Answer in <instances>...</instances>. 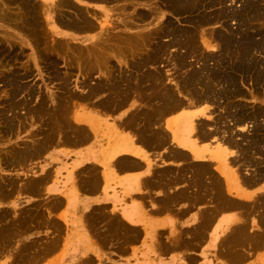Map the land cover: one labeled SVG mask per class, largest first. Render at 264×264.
<instances>
[{
  "label": "bare ground",
  "instance_id": "bare-ground-1",
  "mask_svg": "<svg viewBox=\"0 0 264 264\" xmlns=\"http://www.w3.org/2000/svg\"><path fill=\"white\" fill-rule=\"evenodd\" d=\"M11 1L15 2V0H11ZM17 1L18 0H16V2ZM33 1L34 0H26V1L23 0L22 2H26V4L24 3L26 6L20 7L21 9H18L19 10L18 12L16 10L15 12L14 10L9 9L6 6L0 8V20H1L0 22H3L4 23L3 25L7 28L6 31L4 30V33H3V36L5 37L3 39L5 40V47L0 42V60L2 61V63L5 61L6 63H8V65H10L9 63L11 62L13 63L14 60H15V63L19 62L21 57L24 56L23 47L24 46L32 47V45L34 44L37 49L38 54L37 55L34 54L35 57L32 59L34 60V63L36 66L39 63V61L37 62L36 59L39 58L41 59V61H44V63L45 62L50 63L51 64L50 69H52L53 63L56 62V59L54 58L57 55H60V54L63 55V53H66L67 55L70 53L74 56V59L75 58L77 59L76 61H78L80 64H81V61H87L88 63L86 65L87 66L86 68L88 70L84 68V66L81 64L80 67H83L84 70L86 69L85 70L86 72L83 69H80V73L83 72L84 74L83 73L80 74L82 78L80 77L81 80L80 81L78 80L79 82L77 83L75 82L76 85L74 86V88H72L70 85V79L68 78L70 76H68L69 75L68 74L67 75L68 77L67 76L63 77L64 78L63 85H62L63 87L61 88L63 91V93H61L62 96L59 97V95L57 96V95L52 94L50 96L51 103H48L47 102L48 100L45 102H40L41 104H40L39 111L42 110L43 112V110L46 109L47 110L46 112L50 111V113H48L50 117L55 116L54 117L55 123L49 122V125H48L49 135H44V129H43L42 132L44 136L40 137L36 133V135L33 136L31 140H28V141L26 140L25 143L22 144L23 146L20 145V146H17L16 148L14 147V145L13 147L11 146L12 148L9 146L11 150L8 149L7 152H4L5 159L0 158L1 168L3 169L2 166L4 165L10 167L13 164L15 165L18 164L24 167V165L31 162L29 160L42 157L49 149L54 148V147L61 148V147L66 146L65 148L73 147V148L79 149L83 145H88L92 143L94 147H91L89 150L82 152L79 155L76 154L75 157L70 156V158H75L73 163H74V169L78 168L75 174L76 178L79 179L78 181H82V182L97 181V174L98 175L101 174L100 169H98L96 165L94 168V166L90 164L93 167L92 168L88 164H85L86 160H89L92 158L97 159L99 157L98 161L100 162V165H102V168L105 171L104 174H102V176L106 175L105 177H109L113 175L111 173H114V169L115 170L121 169V170H126V171L127 170L136 171L135 169H137L139 171L140 168L144 167L143 166L144 164L147 167V169L150 171V174L148 176L149 178L146 177V180L144 178L143 180H141V185L143 184L142 181L144 182V184L150 183V181H152V177L156 175L158 177L160 176L169 177L170 176L171 181H172L171 183L178 184L180 187L179 190L183 189L181 191V195H184V196L182 197H185V198L188 197L191 199L194 198V200L196 199L198 201L199 200L198 195L202 194L203 197L205 198L203 199L206 202L210 201V202L215 203V205L212 203L213 209L211 210H210V207L207 206L209 208V211L206 209V206H205V211L207 210L206 213L205 214L203 213L202 216L201 215L199 216V220L196 224V227L195 226L192 227V231L188 232L189 236L192 235L190 236V239H192L193 237V238H198V239L203 240L208 233L207 230L209 229L210 226H212L215 218L220 213V211L222 212L224 210L230 211V209L235 210L234 208H238L239 210V208H243L241 209L242 212L243 210L247 209L246 210L247 212H243V213H250V212L259 213V214L263 213L261 216L263 225L260 223L261 228L263 229L258 230V231L256 230L255 232L254 231L250 232L248 230V225L246 222L242 221V223H240L239 220L234 217V215L227 216L221 220V222L219 223L220 227L218 228L217 231H215L218 234V236H216V239H217L218 244L220 245L219 248L221 249V251L233 249V252H235L240 249L239 246H242V247L246 246L247 247L246 249L248 250L249 244H252L254 246V244H258L264 241V188H262L263 191L259 192L257 196H254L255 192H252L249 195H247L248 192H246L243 189V187H258L261 184L260 178L264 177V176L260 178L256 177L258 174L256 173L257 175L255 176V174L253 173L252 175L250 174L251 170H249V168L250 169L254 168V167L253 168L251 167L255 166L256 162H257V165H259L260 163H264V109H262L261 106L256 107V108L251 107L252 109H249L250 107L247 108L248 107L247 105L243 103H239L237 100H235L238 98L244 99L245 97H248L250 94H253V92H254V96H255V92L258 93L257 95L264 96V27L262 25L258 26V23H260L261 21L264 22V9H262V7L264 6H261V4L264 3V0H246L244 3V6H242V8L244 9L243 12H240L239 10L237 12H231L230 10H228L230 9L228 7L229 5L228 1H231V0H165L166 2L170 1L172 3L170 6H168L169 3L166 4V7L167 8L170 7L169 8L170 10L175 8L174 10L176 11L178 10L181 12L182 11L183 12L193 11V10H199L200 8L205 9V5H212L210 6L211 9L215 8V6L217 7L220 6V10H218L217 7H216V10H218V12L219 11L222 12V14L220 13L219 15L214 14L216 15L214 17L211 15L210 18H208V16L207 18L205 17L203 18V15L202 17L200 15V18L197 16L199 18L197 23H199L202 26H206L207 24L209 25L212 23H221L219 29L215 28L213 32H210L211 34H213L212 36L216 38L215 40H217V36H218L219 42H217L218 43L217 53H219L220 55L218 56L213 53L212 54L209 53V55H204L202 53L205 59H203V57L200 59L205 60L206 62L204 61L205 62L204 64L201 63L203 64L201 65L202 66L201 68L197 67L195 69L192 66L193 69L188 70L187 76H183V75H182L183 77L181 76L182 77L181 81H183L181 82L182 86L180 87L179 86L180 84L177 82L179 85L178 84H176V86L174 85L175 86L174 88L170 86H172L176 82L172 83V85L165 82L166 80H169V82L170 81L172 82V80H170V77L172 76V74L167 75L168 71L164 70V72L166 71L165 72L166 74L164 73L162 75V72L158 71L155 66L157 65L158 60L159 61L162 60L161 57H164V56L165 57L168 56L166 58L169 60L168 63H170L171 66L173 65V67H176L177 70L179 69L182 70L183 67L188 66L189 64L188 58L194 55L193 52L195 51L198 45L197 44L198 39L197 40L195 39L196 33L194 31H191L193 33L192 34L190 33V35H188L185 38V37H181V35H179V33H177L175 29L173 31V28H170L171 29L170 30L169 29L170 24L168 21L162 22L160 20L162 24L160 25L153 24L155 25L153 27L151 23L152 22L157 23L155 21H157L159 18V17L157 18V16L155 15L156 16L155 19L157 20L155 21L150 20L151 22H149L147 26L146 24H144L145 25L144 31H140L142 29L139 28L138 32H132V31L129 32L128 30L133 29V28L131 29V27H139L138 23L141 22L142 20L144 19L149 20L150 18H153V16H151L152 12L149 13V11L148 13L147 11L144 13L143 12L136 13L137 11L136 10L135 12H133L135 13L133 15L135 18L130 17L129 14H127L126 15L127 17H125V13H121V12L118 14V15L121 14L120 17L116 16L117 14L115 15V13H111V11H113L114 8H116L117 10L118 8H120L122 9V11L129 10L130 9L129 7H132L130 6L131 4H129V3H132V0H85L87 2L92 1V3L95 2V3L103 4V7H100L99 10H94V11L90 10L92 13L88 11L89 8L84 10L82 9V7L78 5L77 7L75 5L70 4L68 0L67 1L66 0H53L50 3L45 4L43 8L37 7L36 3L35 5L32 4ZM135 1L137 2L138 0H135ZM150 1H153V0H150ZM205 1H208V3L205 4L204 3ZM242 2H244V0ZM0 3L4 4L5 2L0 0ZM121 3H123L124 6H120L119 4ZM147 3H149L148 0H147ZM7 5L10 6L9 4ZM157 5H160V4H157ZM63 6H65L66 8L69 6L70 10L72 8L74 10L73 15L75 16H62L61 14L62 11L59 9L63 8ZM69 7L67 8V11ZM111 7L113 9H109L110 12L108 13V8H111ZM148 7L146 8L145 6L146 9H148ZM58 10L61 11V13ZM216 10H215V13H216ZM40 11H42L41 14H43L42 17L45 19L44 20L45 23H43V21H41L40 19L41 18L39 16ZM142 11H145V10L142 9ZM202 11L203 10H201V12ZM212 11H214V9ZM181 12L180 14H182ZM204 12H207V11L204 10ZM194 13H197V12L195 11ZM211 13H214V12H211ZM229 15L232 16L233 20L237 22L238 29L236 30L238 31L233 30L230 26H228L227 23L224 22V20H222V19H226L227 16ZM160 16H163V15H160ZM195 19L197 20L196 17ZM136 21L138 23H136ZM263 22L262 24L264 25ZM174 24L175 23L171 22V25H174ZM144 25L142 27H144ZM194 25L195 24L193 23L192 26ZM4 26L1 25L2 31L5 28ZM10 29L12 32L10 31ZM63 29L67 30L69 33H67L66 31L63 32ZM16 31L19 34H23L24 36L26 35L27 40L26 41L23 40L21 36L16 33ZM166 36H170L171 38L169 40L165 39L164 41H162V38ZM203 38L204 40H203L202 45H204V47L206 48H210L211 45L207 41H205V37ZM56 39L58 41H56ZM75 41L81 42L82 47H77L76 44L72 43ZM215 44L212 43V45L214 46ZM4 48L5 50H3ZM173 48H180L179 50L184 49V53H180L182 52L180 51L179 53L176 52L177 54L176 53L173 54V52H171ZM6 52H9V53L6 55L5 54ZM66 58L65 60H67ZM74 59H72L71 62ZM200 59H198V61ZM213 60H215L216 66L213 64L214 67L210 68L207 62H210ZM30 61L32 62V60ZM115 61H117L118 64H122L123 66L121 67H123V69L125 68L124 65L126 66L127 69L125 68L124 71H121L123 69L119 70L118 68L117 70V67L115 66L116 65ZM67 62L65 63L68 64L69 62L68 63ZM73 64L75 65V63ZM70 65H72V63ZM76 65H77V62H76ZM189 67H190V64H189ZM13 68L11 70H2V71L0 70V80H3L4 82L3 84L5 87H9V89L11 88L13 90V91L11 90L12 91L11 98H15L14 96H17L20 92H23L22 91L23 86L21 82L19 81L21 79V75L18 73V68L17 69H13ZM75 68H78V67H75ZM135 68L137 70L140 69L142 71L139 70L137 74V71H135ZM28 69L30 68H27L26 72H30V70ZM173 69L175 70V68ZM94 75H96V78H93ZM178 80H180V77ZM247 81L251 82L252 84L251 85L252 92L250 94L249 93L247 94V92L242 87ZM144 92L147 96V99L152 98L154 94L153 97H155L156 101H158V104L156 106V109H154V107L150 108V111L148 109L150 113L145 111L147 112V114H149L150 117L148 119H145L144 117L143 119L144 122H141L137 120V115L142 111V108L139 107L140 105L136 107L137 106L136 102L137 100L143 101L142 98H144L145 95L143 96L142 93ZM250 98L252 99V96ZM151 100L152 99L146 100L145 105H147V101L150 103ZM222 100L226 103V104L223 103L224 104L223 106L226 105L225 107L229 109L227 111L226 110L227 108H226L225 110L227 113L225 115L220 116L222 119L224 118V120L225 119L227 120L226 121L227 124L225 123V126L219 125V122L222 121V119H220V117L218 119V115H217V119L214 116L212 118H208V117L206 119L204 118L205 113H208L207 115H209L210 113L209 111L212 110V109H209L208 106L204 107L202 110H199L201 107L199 108L197 106V105L199 106L207 105L209 102L213 103L214 101H216L217 106L221 108L222 104L221 105L219 104L220 105L219 106L218 102L221 103ZM129 101L131 102V104L128 103ZM154 102H151V103L153 104ZM71 103L73 104L74 111L73 109L72 111L74 115L72 116V119H70L69 121L68 119H65L68 116L64 117L63 115H65L66 113L70 114L71 105L69 104ZM17 104L15 105L13 104L14 106L11 107V110H17L19 108ZM127 104L131 105L128 107L129 108L131 107L133 109L132 110L130 109V111H128L125 114V116L122 115L120 119H114L115 121L113 124L106 123L105 124L106 128L103 129L102 132L100 131L101 133L106 132L105 134L109 136V137H106V140L99 139L102 137V136L101 137L99 136L101 133H99L98 135L96 132L98 127L100 126V123L103 121H100L101 119H99L97 115H93L94 113L93 114L88 113L89 111L88 112L87 110L83 111L84 109L81 108V106L83 105H86V107L90 105V106L96 107L102 113L103 112L110 113V112H115L116 110H118L119 108L123 106L126 107L125 110H128L129 108L126 106ZM158 105L160 107L157 110ZM21 106L27 107L26 102H24V104H22ZM90 106L88 107L89 109L91 108ZM134 106L136 108H134ZM192 106L198 107L196 111H198L199 113L194 114V113L186 112V109L187 108L190 109L189 107H192ZM59 107H60V110L62 107L63 109L60 111L58 110ZM143 107L145 108V106ZM152 109H154V112L151 111ZM214 110L215 109L213 107L212 111L214 112ZM35 111L39 112L38 109L33 106L30 108L29 114L31 115ZM46 112H43V113L46 114ZM60 112H62V117H64L63 119H61V122H59V120L56 118L57 114ZM223 112L225 111L223 110ZM163 113H165V115L170 114L169 116L170 118L168 117L169 119L167 122H166L167 118H164L167 116H164ZM103 114L102 116H104ZM156 114H163L164 116L163 119H166L164 120L166 124L163 123L164 127L159 126V125L157 126V124H160L162 122L158 123L159 119L157 118H160L161 115L157 117ZM105 115L108 116L110 114L107 115L105 113ZM18 117L19 116L17 115L16 117L12 115L11 117L7 116L4 118L5 120L4 127H5L6 132L14 134L15 131H18V127H17L18 122H16V125H15V120H14V119H17ZM19 119H21V117H19ZM160 119L162 120V118ZM51 120L52 119H50V121ZM66 120H68L69 122L75 121L76 125L74 126H76V128L71 129L73 123L70 124L68 121H67L68 123H66ZM211 123L212 124L214 123L215 126L214 125L212 126ZM208 125L209 126L211 125L212 127L209 128L207 127ZM23 127H25V125ZM64 127L65 129L62 130V128ZM222 127H225V128L223 129ZM9 133L7 135H9ZM33 134L34 133L30 135H33ZM20 142H23V141L21 140ZM140 145L141 147L143 145H144L143 147H150L158 152L157 163L154 162V160L152 161L150 159L153 156L146 154L145 151L139 150L138 147ZM229 148L235 149V155H234V152H228L227 149ZM91 149H94V151L91 152ZM154 150H152V153ZM250 150L252 152L251 155L249 154ZM147 151H149V148ZM257 152L261 154V157H259ZM65 153L68 154L70 152L65 151ZM246 156L251 157V161L253 160L255 162L254 163L252 161L255 165H252L249 168L247 167L248 168L247 171H249V174L244 171L243 173H240V172L238 173L237 170L231 169L233 167L232 166L233 164L231 165L232 166L231 167L230 164L228 163L229 160L231 162V159H233L232 160L234 161L233 163L237 164L239 161H241V159H243V162H244V157ZM236 158L240 160L237 162L238 159ZM256 159L259 161H256ZM246 162L247 161H245L244 164H246ZM241 163L240 165L243 166ZM169 164L170 166L172 165L173 167H178V170H175L174 168H173L174 170H171V169L169 170V168H167L169 166H166ZM260 165L259 167L262 168V166ZM256 168H258V166ZM263 169L262 171H264ZM241 170H244V169L241 167ZM106 172H109V173H106ZM252 172L254 171H251V173ZM46 173L47 172H45L44 175L38 174L37 176L27 177L26 180H22L20 188H18L19 186L18 183L20 182L21 178L14 179L12 177L6 178L5 176H3L5 179L3 178L0 180V201L1 200L7 201L11 197H13L16 188H18V190L21 193L22 192L26 193L27 191L33 196H38V194H41L42 191L44 192L47 190L46 187L49 184V182L46 185V187H44L46 188V190L43 189L45 182L48 180V175ZM121 173L122 172H120L119 174ZM119 174L117 175L120 176ZM124 174L125 173L121 175H124ZM261 175H264V174L261 173ZM258 176H260V174ZM158 177H157V180H158ZM187 178L189 179L188 182L189 183L191 182V183L189 184L188 182H186L189 185L187 184L184 185L185 182H182L183 184V187H182V185H180L179 182ZM155 181H156V178H155ZM158 182L156 181V184H158ZM75 183L78 184L77 182ZM95 184L99 186L97 182ZM172 184L170 185L172 186ZM80 185L82 186V184ZM261 185L259 186V188H257L258 190L261 189ZM187 186H189V190L194 191L195 195L196 194L197 195L192 197L193 192L191 191L188 192L186 190ZM76 187L78 188L80 186H76ZM83 188H85V186ZM93 188L94 190L96 189V187H93ZM160 188L162 189V187ZM166 189L167 187L165 188V190L164 189L163 190L166 191ZM175 190L176 189L173 188L172 191L175 192ZM99 192L100 191H98L97 195H99ZM88 193H89V190H88ZM171 195H168V197ZM232 195L234 196V199H231L233 198ZM148 197H150V194ZM162 197L163 196H161V198ZM165 198L167 199V197ZM246 198H249V199L247 200ZM96 207L98 209L99 206H96ZM96 207L95 208L93 207L94 209L93 208L92 209L95 211ZM103 207L102 208L100 207V209L101 210L104 209ZM7 209H2V211L0 212V218L5 217L3 220H0V222L4 221L0 225V243L2 242L1 240H5V242L3 243L4 244L6 243V245L9 241L11 242L13 238L16 239V237H18L20 234H23L21 230L22 231L25 230L26 232L28 231V233H30L31 229H33L31 227L32 226L31 221H34V219H36V220H39V223H40V219H37V218H40L43 215V214L40 215V213H43V208H42V205L40 204V201L39 203H33L30 206L25 205L22 208H20L21 214L18 213L20 215L18 216L17 219L15 217L18 214L15 216L14 215L15 213L14 214L13 212L9 213L10 209L9 210ZM108 211H113V210H108ZM101 213L104 214L103 211ZM108 213H106L105 215L108 216L109 215ZM102 214H99V218H100V215L101 217H103ZM114 214H112L113 216L111 217L113 219L109 218L110 215L109 217L104 216L105 219L100 218L102 219V221H105L107 223V224L105 223L106 225H108L105 229H103L102 232H100L105 239L114 240V238L119 237L120 240L122 239L121 243L124 244V242L125 243L128 242L126 241L127 239L131 238V239L136 240L140 233L144 234L143 232H145L146 235L148 236L149 233L147 230H149V226H147L146 224L145 226H143L144 230L143 228L140 227V229L143 230V231L141 230L142 232H140V230L137 227H133L130 225L129 226L132 228L126 226L125 229L122 230L118 226V223H119L118 221H121V217H120V220H117L118 218H116L120 213L118 214L116 212L117 214V216L115 214L116 217L114 216ZM124 214H125L124 216H126V218L131 223L137 222L134 220L133 213H124ZM13 215L15 217H13ZM11 218H13V220ZM107 218L109 220H107ZM235 220L239 222V225L235 224L237 221L234 223L235 225H233V221ZM261 220L259 221L261 222ZM25 222L29 223L31 226L30 225L25 226L24 225ZM42 222L43 220L41 221V223ZM121 224H120L121 226L124 225L123 223ZM36 225H39V224H36ZM89 237H92L94 239L96 238L94 236H89ZM159 237L161 236L159 235ZM35 238L30 239L27 242V244H25L26 247L23 245L24 246L23 256H25V258H27V256L29 255L30 258L32 259V256H33L32 254H34V249L36 246L34 244V242H36ZM180 239L181 238L178 239L174 236V238L172 239L173 240L172 242H167L170 245L163 244L161 242L159 244L157 243H154V244L155 245L157 244L158 248L163 247L166 250H169L172 248H181L184 245L183 243L181 244ZM19 240L21 239L19 238ZM120 240L118 242H120ZM93 241H96V239ZM3 243H2V246L4 247ZM14 243H17V242H14ZM19 243L17 244L19 245ZM157 245L155 247H157ZM187 245H188V242L186 241L185 246ZM2 246L0 245V247ZM237 247L239 248L238 250L235 249ZM18 254L20 255L19 252ZM242 256L245 257L244 254L241 255V257ZM91 259H92V256H91ZM23 260H26V262L28 263L27 259H23ZM85 260L83 259L84 262Z\"/></svg>",
  "mask_w": 264,
  "mask_h": 264
},
{
  "label": "crops",
  "instance_id": "crops-1",
  "mask_svg": "<svg viewBox=\"0 0 264 264\" xmlns=\"http://www.w3.org/2000/svg\"><path fill=\"white\" fill-rule=\"evenodd\" d=\"M143 146L141 147L140 145L138 147L139 150L145 151L146 154L153 156L152 157L153 159L152 158L150 159L152 161L154 160V162L157 163L158 152L150 147H143ZM65 147L53 149L45 156L44 159L37 161L36 163L32 164L29 167L32 168L31 170H33V168L37 169V174L39 175L40 174L44 175L45 172H47L46 174L48 175V180L46 181L47 183L45 182L43 186L44 190H46L47 188L46 191L44 192L42 191L41 194H38V196H32L31 194L28 195L27 197H25V195L23 196L25 202H27L26 203L27 205L30 206L31 204L39 203L40 201V204L44 208L43 213H40V215L41 214L43 215L40 218H37L40 219V223L39 220L34 219V221H31L32 226L26 222L24 224L25 226L30 225L33 228L31 229L32 231L30 232L31 234L28 235H36L37 243L34 242V244L37 247L34 250L38 249L39 253L37 254V256L34 255L32 259L30 258L29 255L27 256V258H22L21 261H19L20 263L14 258V255L10 253L9 256H7L6 258L3 259L0 258V264H12V263L14 264H152L155 261L157 262V260L158 261L162 260L160 264L227 263L226 258H223L218 254L219 252L218 249L220 245L216 240L215 242L213 241L214 242L213 243L209 236L207 237V239L200 242V244H198V242L195 241L191 242L192 246L194 247L192 248L189 247L188 249H184V250L165 251L161 248H158L157 244H156L157 247H155L156 245L154 243H156V240H158L159 233H161L162 231L170 232L171 228L177 230L192 228L196 224V220L200 216V213H206L205 206L207 208V203H205L206 201L204 200L205 198L203 197L202 194L198 195L199 197L198 201L196 199L194 200V198L191 199L188 197L186 198L182 197L184 196L181 195V191L183 189L179 190L180 187L178 184H174V183L172 184L170 176L158 177L156 175L158 177L159 182L157 180V177L156 176L154 177L156 178L158 184H156L155 178L152 177V181H150V183L144 184V182L142 181L144 185L143 184L141 185V180H143V178L146 180V177L149 178L148 176L150 174V171L147 169V167L144 164H143L144 167L142 166L143 168H140L139 171L135 169L136 171L127 170L128 171L127 172L126 170L114 169V173H111L113 175L109 177H105L106 175L102 176V174H104L105 171L103 170L102 165H100V162L98 161L99 157L97 159L92 158L86 160L85 162V164H88L90 167L94 166L95 168L96 165V167L100 169L101 174L100 175L97 174V181H91V182L78 181L79 179L76 178L75 176L78 168L74 169V163H73L75 158L70 159V156L75 157L76 154L79 155L80 153L89 150L91 147H94V145L90 143L88 144L87 147L84 146L79 149L73 147H69V148H65ZM148 148L149 151H147ZM151 149L154 150L153 153ZM65 151L70 153L66 154ZM93 151L94 149H91V152ZM166 166H169L167 167L169 168V170L170 169L178 170V167H173L172 165L170 166V164ZM120 172H122L121 174L123 173L125 174L121 175L119 174ZM117 174H119L120 176H118ZM188 181L189 179L187 178L183 181H180L179 184L182 185L183 187L182 182H185L184 185L185 184L189 185L191 182L189 183ZM75 182H77L79 185L76 184ZM96 182L98 183L99 186L95 184ZM186 182H188L189 184ZM80 184H82V186ZM170 184H172V186ZM76 186H80V187L77 188ZM84 186L85 188H83ZM93 187H96V189L94 190ZM160 187H162V189ZM166 187L167 189L166 191H164ZM79 188L80 189L82 188L81 189L82 191ZM173 188L176 189L175 192L172 191ZM186 188L188 192L189 191L193 192L192 197L197 195V194L195 195L194 191L189 190V186H187ZM98 191H100L99 192L100 196L97 195ZM149 194L150 197H148ZM168 195H171L172 197L171 196L168 197ZM161 196L163 197L161 198ZM165 197H167V199ZM75 200L77 203L75 202ZM102 205L105 206L103 207ZM96 206H99L98 209ZM93 207L94 208L96 207L97 212L96 210L95 211L93 210L94 209ZM100 207L101 208L103 207L104 209L101 210ZM100 210L101 212L103 211L104 214H102ZM108 210H113L115 214L117 212L118 214L120 213L121 215L119 214L117 216L116 214L117 216L116 217L113 211H108ZM105 212L108 213L110 217L108 214H107L108 216H106ZM236 212L237 211H225L223 213H231L234 215ZM124 213H133L134 220L137 222L131 223L126 218V216H124L125 215ZM99 214H102L103 217H101L100 215V218L103 219H105V217H109L110 219H113L111 218L113 216L112 214H114V216L118 218L117 220H120L121 217V221L118 222L119 223L121 222L124 225L126 224L125 226L123 225L124 226L123 227L121 226L122 225L121 223H120L121 225L118 223V226L122 230L125 229L126 226L128 227L133 226V227H137L140 230V232H142L144 230L143 226H145L146 224L147 226H149V230H147L149 234L147 236L146 233L143 232L144 233L143 235L146 236L143 238L142 236L139 237L140 240L139 242L135 243L132 247L127 248L126 244L122 245L121 243L122 239L120 240L119 237L114 238L113 241H110L102 236L100 232H102L103 229H105L108 225H106L107 223L105 221H102V219L99 218ZM48 215L50 218L48 217ZM91 216L93 217L94 220L92 219ZM42 220L44 223L43 222L41 223ZM107 220L109 219L107 218ZM216 223L213 225L214 227L216 226ZM140 227L143 228V230L140 229ZM214 227L210 230V232H212ZM98 228L99 229L101 228L100 231ZM258 228L259 227H254L255 230H257ZM96 234H98L99 237ZM25 235L27 236V234ZM140 235L142 234L140 233ZM89 236L96 237L95 238L96 241H93L95 239ZM144 239L147 242L143 243ZM119 240L120 242H118ZM120 245H122L123 247H121ZM153 246L155 249L153 248ZM12 249H15L14 245ZM23 259H27L28 263L26 262V260ZM83 259L84 260L87 259V260H85L84 262ZM263 260H264V250L254 253L252 257L248 256V258L241 263H235V264H264Z\"/></svg>",
  "mask_w": 264,
  "mask_h": 264
},
{
  "label": "rangeland",
  "instance_id": "rangeland-1",
  "mask_svg": "<svg viewBox=\"0 0 264 264\" xmlns=\"http://www.w3.org/2000/svg\"><path fill=\"white\" fill-rule=\"evenodd\" d=\"M3 2H5V3H7V4H9L10 6H8L7 4H3V3H0V8H2V7H4V6H6V7H8L9 9H11V10H16L17 12L19 11L18 9H21L20 7H24V6H26L25 4H26V2H22V1H20V0H18L17 2H16V0H15V2L13 1H11V0H9V2H8V0H2ZM26 1V0H25ZM51 1H53V0H34L33 2H32V4H34L35 5V3H36V5H37V7H41V8H43V6L45 5V4H48V3H50ZM67 1V0H66ZM146 1V2H145ZM141 0V1H135V0H132V3H129V4H131L130 6H132V7H129L128 9L129 10H125V11H122V9H120V8H118V10L116 9V8H114V10L113 11H111V13H115V15L116 16H118V17H120L121 16V14L120 15H118L120 12L121 13H125V17H127L126 15L127 14H129V16L130 17H134L133 15L135 14V13H133V12H135L136 10V13L137 12H146L147 11V13H148V11H149V13L150 12H152L151 13V16H153V18H150L149 20H140L141 22H137V21H139V20H137L136 21V23H138V26L139 27H131V29L133 28V29H135V30H128L129 32L130 31H132V32H138V30H139V28L140 29H142V30H140V31H144V29H145V25L144 24H146V26H147V24L149 23V22H151L150 20H153V21H155V20H157V19H155L156 18V16H157V18H158V20L157 21H155V22H157V23H151L152 24V26L154 27L155 25H153V24H157V25H160V24H162L161 23V21L163 22V21H168L169 22V24H170V26H169V29L170 28H173V31H174V29L177 31V33H179V35H181V37H187L188 35H190V33L192 34L193 32H191V31H194L195 33H196V37H195V39L197 40L198 39V45H197V48L195 49V51L193 52L194 53V55H193V53H192V55L193 56H195V57H193V56H191L190 58H188V61H189V64H190V67H189V64H188V66H186V67H183L182 68V70H177L176 69V67H173V65L171 66V64L170 63H168V59H166L168 56H164V57H161L162 58V60H158V62H159V64H158V62H157V65L155 66V65H153V66H155L156 67V69L158 70V71H160V72H162V75L166 72H164V70H167L168 72H167V75L169 74H172V76L170 77V80H172V82L170 83L169 82V80H166L165 82H167V83H169V84H171L172 85V83H174V82H176V83H174L172 86H170V87H175L176 86V84H178L180 87L182 86L181 85V82H183V81H181V78L183 77V76H187V73H188V70H191V69H193V67L196 69L197 67L198 68H201L202 66L201 65H203L206 61L205 60H202V59H200V58H202L203 57V59H205L204 58V56H203V54L204 55H209V53L210 54H215V55H220L219 53H217L218 52V49H217V47H218V43L217 42H219L218 41V36H217V40H215L216 38L214 37V36H212L213 34H211L210 32H213L214 31V29L216 28V29H219V27H220V25H221V23H212V24H207L206 26H202V25H200L199 23H197L198 22V19L200 18V15H201V17H202V15H203V18L205 17V18H207V16H208V18H210L211 17V15L214 17V16H216V15H219L220 13L222 14V12H218V10H220V6L219 7H217V6H215V8H212L211 9V7L210 6H212V5H205V9L204 8H200L199 10H193V11H176V10H174V9H169V8H167L166 7V4H168V6H170L172 3L170 2V1H165V0H153V1H150V0H148V2L149 3H147V0ZM158 1V2H157ZM233 1V2H232ZM243 0H231V1H228V7L230 8V9H228V10H230L231 12H237L238 10L240 11V12H243V8H242V6H244V3H245V1L246 0H244V2H242ZM68 2L70 3V4H72V5H75V6H80V7H82V9H84V10H86L87 8H89V10L88 11H90V10H99L100 9V7H103V4H101V3H95V2H93L92 3V1L91 2H87V1H83V0H68ZM85 3V4H83V3ZM135 2V3H134ZM164 2H166V3H164ZM25 3V4H24ZM137 3V4H136ZM205 4H207L208 3V1H205L204 2ZM232 3H234V4H232ZM243 3V4H242ZM157 4H160V5H157ZM233 6H231V5ZM120 6H124V4L123 3H121V4H119ZM138 5V6H137ZM146 6V8L148 7V9H150V10H148V9H146L145 8V6ZM155 5V6H154ZM77 6V7H78ZM161 6V7H160ZM261 6H264V3L263 4H261ZM16 9H15V8ZM19 7V8H18ZM69 7V6H68ZM67 7V8H68ZM86 7V8H85ZM163 7H165V8H163ZM216 7H217V9L218 10H216ZM231 7H232V9H231ZM67 8L65 7V6H63V8H60L59 10H61L62 11V13H61V11H59L61 14H62V16H75V15H73V13H74V10L71 8V10H70V7H69V9H68V11H67ZM137 8H139V9H137ZM155 8V9H154ZM157 8H159V9H157ZM210 8V9H209ZM234 8V9H233ZM240 8H242V9H240ZM64 9V10H63ZM109 9H113L112 7L111 8H108V13L110 12V10ZM132 9V10H131ZM142 9H144L145 11H142ZM214 9V11H212ZM262 9H264V7H262ZM8 10V9H7ZM42 10V9H41ZM66 10V11H65ZM116 10V11H115ZM157 10V11H156ZM160 10V11H159ZM168 10V11H167ZM170 10V11H169ZM201 10H203L202 12H201ZM204 10L205 11H207V12H204ZM210 10V11H209ZM215 10H216V13H215ZM224 10V9H223ZM222 10V11H223ZM15 11V12H16ZM57 11V12H58ZM73 11V12H72ZM128 11V12H127ZM164 11V12H163ZM197 12V13H194V12ZM210 13H209V12ZM41 12L42 11H40V19H41V21H43V23H45V19L42 17V15L43 14H41ZM91 12V11H90ZM127 12V13H126ZM158 12V13H157ZM161 12V13H160ZM180 12L182 13V14H180ZM187 12H189V13H187ZM193 12V13H192ZM211 12H214V13H211ZM92 13V12H91ZM110 13V14H111ZM133 13V14H132ZM159 13H160V15H163V16H160L159 15ZM174 13V14H173ZM179 13V14H178ZM202 13V14H201ZM206 15H205V14ZM64 14V15H63ZM214 14H216V15H214ZM113 15V14H112ZM156 15V16H155ZM194 17H193V16ZM196 15V16H195ZM128 16V17H129ZM167 16V17H166ZM199 18H198V17ZM161 17V18H160ZM191 17V18H190ZM195 17L197 18V20L195 19ZM43 18V19H42ZM123 18V17H122ZM121 18V19H122ZM135 18V17H134ZM166 18V19H165ZM167 18H168V20H167ZM192 19V20H190V19ZM138 19V18H137ZM104 20V19H103ZM161 20V21H160ZM222 20H224V22L225 23H227L228 24V26H230L233 30H235V31H238V30H236V29H238V25H237V22L235 21V20H233V18H232V16H227V18L226 19H222ZM1 21V20H0ZM147 21V22H146ZM173 22V23H175L174 25H171V22ZM231 22V23H230ZM262 22L263 21H261L260 23H258V26H263L264 27V25L262 24ZM193 23L195 24L194 26H192L193 25ZM250 23V22H249ZM264 23V22H263ZM4 23L3 22H0V31H1V33H0V42L3 44V46L5 47V40H3L5 37L3 36V33H4V30L6 31V27L3 25ZM231 24V25H230ZM251 24H252V22H251ZM250 24V25H251ZM1 25L2 26H4L5 28L3 29V31L1 30L2 28H1ZM144 25V27H142ZM177 25V26H176ZM197 25V26H196ZM141 26V27H140ZM151 26V27H152ZM178 27V28H176V27ZM196 26V27H195ZM213 26V27H212ZM157 27V26H156ZM137 28V29H136ZM199 29V30H198ZM207 29V30H206ZM213 29V30H212ZM137 30V31H136ZM171 30V29H170ZM179 30V31H178ZM181 30V31H180ZM189 31V32H187V31ZM10 31H11V29H10ZM67 32V33H69L67 30H64L63 29V32ZM127 31V32H128ZM241 31V30H240ZM239 31V32H240ZM12 32V31H11ZM16 33L18 34V35H20L21 36V38L23 39V40H27V36L25 35H23V34H19L17 31H16ZM197 33H198V35H197ZM64 34V33H63ZM62 34V35H63ZM61 35V36H62ZM203 37H205V41H207L210 45H211V47L210 48H206V47H204V45H202L203 44V40H204V38ZM57 38V37H56ZM59 38H61V37H59ZM171 37L170 36H166V37H164V38H162V41H164L165 39L166 40H169ZM208 38V39H207ZM56 41H58L57 39H56ZM216 41V42H215ZM31 43V42H30ZM72 43H74V44H76V46L77 47H82V44H81V42H79V41H75V42H72ZM77 43H79V44H77ZM212 43L213 44H215V46L214 45H212ZM33 44V43H32ZM200 45H201V47H200ZM213 47V48H212ZM176 49V50H175ZM180 48H173L172 50H171V52H173V54H175L176 52L177 53H179L180 51H182V52H180V53H184V49H181V50H179ZM3 50H5V48L3 49ZM18 50V49H17ZM28 50V51H27ZM174 50V51H173ZM23 51H24V56L23 57H21V59L19 60V62H16L15 63V60H14V62L12 63H9L10 65H8V63H6L5 61L2 63V61L0 60V63H1V65H0V70L2 71V70H11L12 68H13V66H14V68L13 69H17L18 68V73L21 75V79L19 80L20 82H21V84H22V86H23V89H22V91L23 92H20L17 96H14L15 98H11V94H12V89L10 88L9 89V87H5L4 86V82H3V80H0V116H2V117H0V119H2V120H0V158L1 159H3L4 157H5V154H4V152H7L8 151V149L9 150H11V148L13 147V145H14V147L16 148L17 146H23L22 144H24L25 143V141L27 140H31L32 138H33V136H35L36 135V133H37V135L38 136H44V135H49V133H48V131H49V127H48V125H49V122H51V123H55L54 122V117L55 116H52V117H50L49 116V114L48 113H50V111H48V112H46L47 110L45 109V110H43V112H46V114L45 113H43L42 112V110L41 111H39V109H40V102H45V101H47L48 103H51V101H50V96L52 95V94H54V95H59V97L60 96H62V94L61 93H63V91H62V85H63V81H64V76L66 77L68 74V76H70V77H68L69 79H70V85H71V87L72 88H74V86L76 85V83L77 82H79L80 80H81V75L80 74H82L83 72V70H84V68H86L87 66V61H81V64L84 66V68L83 67H80V63L78 62V61H76L77 59L75 58L74 59V56L72 55V54H67L66 55V53H63V55L62 54H60V55H57L54 59H56V62L55 63H53V65L55 66H53L52 65V69H50L51 68V64L50 63H47V62H45L44 63V61H41V59H36V61L38 62L39 61V63H38V65L36 66L35 65V63H34V60L32 59V58H34L35 56H34V54L35 55H37L38 54V52H37V49H36V47H35V45L33 44L32 45V47L30 46H24L23 47ZM215 51V52H214ZM35 52V53H34ZM201 52V53H200ZM9 52H6L5 54L7 55ZM176 53V54H177ZM203 53V54H202ZM168 54V53H167ZM26 56V57H25ZM60 56V57H59ZM218 56H217V58H218ZM58 57V58H57ZM63 57V58H62ZM66 57H68V58H66ZM170 57V56H169ZM193 57V58H192ZM199 57V58H198ZM65 58L67 59V60H65ZM59 59H60V61H59ZM63 59V60H62ZM72 59H74L72 62H71V60ZM83 59V58H82ZM167 61H166V60ZM198 59H200L199 61H198ZM215 59V58H214ZM30 60H32V62L30 61ZM85 60V59H84ZM114 60H116V59H114ZM217 60V59H216ZM69 63H68V62ZM162 61V62H161ZM166 61V62H165ZM205 61V62H204ZM214 61V62H213ZM213 61H210V62H207V64H208V66L210 67V68H212V67H214V65L216 66V63H215V60H213ZM28 62V63H27ZM60 62V63H59ZM65 62H67L68 64H66ZM76 62H77V65H76ZM165 62V63H164ZM42 63V64H41ZM47 63V64H46ZM72 63V65H70ZM73 63H75V65L73 64ZM115 63H116V67H117V70H118V68H119V70H121V69H123V67H121V66H123L122 64H118L117 63V61H115ZM114 63V64H115ZM194 63V64H193ZM201 63H203V64H201ZM214 64V65H213ZM47 65V66H46ZM169 65V66H168ZM16 66V67H15ZM59 68H58V67ZM69 66V67H68ZM70 66H72V67H70ZM193 66V67H192ZM26 67V68H25ZM41 67V68H40ZM67 67V68H66ZM75 67H78V68H75ZM124 67L126 68V66L124 65ZM27 68H30V69H28V70H30V72H26V70H27ZM32 68H33V70H32ZM55 68V69H54ZM70 68V69H69ZM125 68L123 69V70H121V71H124L125 70ZM173 68H175V70L173 69ZM42 69V70H41ZM48 69V70H47ZM50 69V70H49ZM80 69H83L81 72L82 73H80ZM87 69V68H86ZM85 69V70H86ZM127 69V68H126ZM160 69V70H159ZM58 70V71H57ZM70 70V71H69ZM84 70V71H85ZM88 70V69H87ZM134 70V69H133ZM140 69H136L135 68V71H137V74H138V71H139ZM173 70V71H172ZM177 70V71H176ZM32 71V72H31ZM43 71V72H42ZM54 71V72H53ZM63 71V72H62ZM69 73H68V72ZM140 71H142V70H140ZM154 71V70H153ZM170 71V72H169ZM175 71V72H174ZM185 71H187V72H185ZM52 72V73H51ZM56 72H57V74H56ZM59 72V73H58ZM86 72V71H85ZM173 72V73H172ZM72 73V74H71ZM178 73V74H177ZM185 73V74H184ZM26 74V75H25ZM84 74V73H83ZM139 74H140V72H139ZM166 74V73H165ZM174 74V75H173ZM180 75V76H179ZM183 75V76H182ZM145 76V75H144ZM173 76H174V78H173ZM182 76V77H181ZM57 77V78H56ZM60 77V78H59ZM81 77V78H80ZM179 77H180V80H178L179 79ZM93 78H96V75H94L93 76ZM174 80H173V79ZM176 78H178V79H176ZM75 79V80H74ZM79 80V81H78ZM176 80V81H175ZM178 80V81H177ZM60 83H59V82ZM76 82V83H75ZM178 82V83H177ZM55 83V84H54ZM59 84V85H58ZM183 84V83H182ZM175 85V86H174ZM251 82H245V84L242 86L243 87V89L247 92V94L249 93H251L252 92V88H251ZM12 90V91H11ZM62 91V92H61ZM3 92V93H2ZM53 92V93H52ZM184 93H186V92H184ZM44 94V95H43ZM49 94V95H48ZM143 94V96L145 95V97L144 98H142L143 99V103L140 101V100H137V102H136V107H138V105H140L139 107L140 108H142V114H141V112L137 115V120L138 121H141V122H144L143 121V119H144V117H145V119H148L150 116H149V114H147V112H149L150 111V108H153L154 107V109H156V106H157V104H158V101H156V99H155V97H153L154 96V94H153V96H152V98H150V99H152L151 100V102H154L153 104L151 103H149L148 101H147V105H145L146 104V100H150V99H147V96H146V94H145V92L144 93H142ZM258 93H256L255 92V96H254V92H253V94H250L249 96L251 97L252 96V99L248 96V97H245L244 99L242 98H238V99H235V100H237L239 103H243V104H245V105H247L246 107L247 108H249V109H252L251 107H262V109H264V96H262V95H257ZM45 95H46V97H45ZM186 95V94H185ZM184 95V96H185ZM257 97V98H256ZM18 98V99H17ZM46 98H48V99H46ZM187 98V97H186ZM29 99V100H28ZM145 99V100H144ZM8 100H9V102H8ZM10 100H12V101H10ZM154 100V101H153ZM260 100V101H259ZM19 101V102H18ZM28 101H29V103H28ZM139 101V102H138ZM11 102V103H10ZM24 102H26V104H27V107H24V106H21L22 104H24ZM145 102V103H144ZM157 102V103H156ZM18 103V104H17ZM19 103H20V105H19ZM22 103V104H21ZM129 104H131V102L129 101L128 102ZM140 103V104H139ZM142 103V104H141ZM156 103V104H155ZM226 104L223 100H222V102L220 103V102H218V105L220 104H222L221 105V108L220 107H218L217 106V104H216V101H214L213 103L212 102H209L207 105H197L200 109L199 110H202L204 107H206V106H208L209 107V109H212L213 110V107H214V112L212 111V113H211V111H209L210 113H209V115H207L208 113H205V119L208 117V118H212L213 116L214 117H216V119H217V115H218V119H219V117L221 116V115H225L227 112H226V110L228 111L229 109L227 108V107H225V106H223L224 104ZM250 103V104H249ZM9 104V105H8ZM11 104V105H10ZM15 104H17L18 106H19V108L17 109V110H11V107H13ZM216 104V105H215ZM257 104H258V106H257ZM31 105V106H30ZM69 105H71V112H70V114H65V115H63L64 117H66V116H68V117H66L65 119H68L69 121H70V119H72V116L74 115V113H73V111H74V109H73V104L71 103V104H69ZM151 105V106H150ZM209 105H211V106H209ZM215 105V106H214ZM219 105V106H220ZM256 105V106H255ZM10 106V107H9ZM35 107V108H37L38 109V111L39 112H37V111H35L36 113H38V114H36L35 112L34 113H32L31 115L29 114V110H30V108L31 107ZM85 106V107H84ZM90 105H88V107H89ZM127 107L128 106H131V105H126ZM143 106H145V108L143 107ZM147 106V107H146ZM23 107V108H22ZM88 107H86V105H83V106H81V108L82 109H84L83 111H86L87 110V112L88 113H91V114H93V115H97L98 116V118L99 119H101L100 121H103V122H101L100 123V126L98 127V129H97V134L99 135V133H101L102 131H103V129H105L106 128V123H108V124H113L114 123V119H120L121 117H122V115H124L125 116V114L128 112V111H130V109L132 110L133 108H127L128 110H125V106H123V107H121V108H119V109H121V110H116L115 112H100V110H98L96 107H93V106H90L91 108L89 109ZM93 107V108H92ZM135 106H134V108H136ZM149 107V108H148ZM159 105H158V108H157V110L159 109ZM195 107V108H194ZM198 107H196V106H192V107H189L190 109H186V112H190V113H199L198 111H196L197 109H198ZM216 107H218V108H216ZM223 107V108H222ZM74 108H75V106H74ZM86 108V109H85ZM96 108V109H95ZM124 108V109H123ZM147 108V109H146ZM227 108V109H226ZM10 109V110H9ZM63 109V107L61 108V110ZM72 109H73V111H72ZM94 109V110H93ZM148 109H149V111H148ZM154 109H152L151 111L152 112H154ZM218 109V110H217ZM226 109V110H225ZM58 110H60V107H59V109ZM60 110V111H61ZM98 112H97V111ZM223 110L225 111V112H223ZM14 111V112H13ZM118 111V112H117ZM145 111H147V112H145ZM216 111V112H215ZM10 112H12V113H10ZM144 112V113H143ZM207 112H208V110H207ZM220 112V113H219ZM15 113V114H14ZM40 113H42V114H40ZM105 113L108 115V114H110V115H108V116H106L105 115ZM116 113V114H115ZM150 113V112H149ZM221 113H223V114H221ZM43 114H45V115H43ZM60 114V115H59ZM102 114L104 115V116H102ZM113 116H112V115ZM147 114V115H146ZM163 114H164V116H167V117H164L163 116ZM163 114H156V116L157 117H159L160 115V118H162V120L160 119V118H157V119H159V122L158 123H160V122H162V123H160V124H162V125H160V124H157V126L159 125V126H163L164 127V125H163V123H165V121L164 120H166V119H163V117L164 118H167V120H166V122L168 121V119L170 118L169 116H170V114L168 115V114H166L165 115V113H163ZM9 116V117H11L12 115L14 116V117H16V115L17 116H19V117H21V119H19V117L17 118V119H14L15 120V125H16V122H18V125H17V127H18V131H15V133L13 134V133H9V132H6V130H5V120H4V118L5 117H7V116ZM48 115V116H47ZM70 115V116H69ZM120 115V116H119ZM146 115V116H145ZM141 116V117H140ZM44 117V118H43ZM64 117H62V112H60V113H58L57 114V116H56V118L59 120V122H61V119H63ZM70 117V118H69ZM143 117V118H142ZM169 117V118H168ZM60 118V119H59ZM74 118V117H73ZM24 119V120H23ZM47 119V120H46ZM49 119V120H48ZM50 119H52L51 121H50ZM75 119V118H74ZM73 119V120H74ZM220 119H222L221 117H220ZM19 120H21V121H19ZM68 120H66V123H68L69 121ZM208 120V119H207ZM224 118L222 119V121H220L219 122V125H221V126H225V123L227 124V120L225 119L224 121ZM68 121V122H67ZM221 122H222V124H221ZM224 122V123H223ZM4 123V124H3ZM22 123V124H21ZM70 124L71 123H73V125H72V127H71V129H75L76 128V126H74V125H76L75 123V121H71V122H69ZM166 124V123H165ZM233 124V123H232ZM25 125V127H23ZM44 125H46V126H44ZM56 125H57V123H56ZM103 125V126H102ZM211 125L213 126L214 125V123L212 124L211 123ZM207 126V127H212V126ZM22 126V127H21ZM69 126V125H68ZM215 126V125H214ZM218 126V125H217ZM57 127V126H56ZM121 127V126H120ZM166 127V126H165ZM220 127V126H219ZM223 129L225 128V127H222ZM22 129V130H21ZM39 129V130H38ZM43 129H44V135H43ZM46 129H48V130H46ZM58 129V128H57ZM56 129V130H57ZM65 129V127L64 128H62V130H64ZM101 129V130H100ZM227 129V128H226ZM41 130V131H40ZM47 131V132H46ZM99 131V132H98ZM101 131V132H100ZM19 132V133H18ZM22 132V133H21ZM41 134H40V133ZM9 133V135H7ZM29 133V134H28ZM32 133H34L33 135H30V134H32ZM45 133H47V134H45ZM106 132H103V133H101L99 136L101 137V138H99V139H102V140H106V137H109L107 134H105ZM11 134V135H10ZM107 135V136H106ZM27 136V137H26ZM30 136H32V137H30ZM22 138V139H21ZM30 138V139H29ZM3 140V141H2ZM23 141V142H20V141ZM4 142V143H3ZM11 148H10V147ZM84 146H88V145H83V146H81L80 148H82V147H84ZM8 147V148H7ZM7 148V149H6ZM58 147H54V148H51V149H49L42 157H38V158H34V159H31V160H29V161H31V162H29V163H27L26 165H24V167L23 166H20V165H18V164H13V165H11L10 167L9 166H6V165H4V166H2L3 167V169L1 168V165H0V180L1 179H3L4 177L3 176H5L6 178L7 177H12V178H14V179H20V182L18 183V188H20V185H21V182H22V180H26L27 179V177H32V176H37L38 174H37V169H35V168H33V170H31L32 168H29L32 164H34V163H36L37 161H39V160H42V159H44L45 158V156L49 153V152H51L53 149H57ZM231 149V150H230ZM3 150V151H2ZM228 150V152H234V155H235V149H232V148H229V149H227ZM249 154L251 155L252 154V152H251V150H250V152H249ZM257 154L259 155V157H261V154H259V152H257ZM249 155V156H250ZM258 155H257V157H258ZM249 156H246V157H244V162L245 161H247L246 162V164H244V162H243V159H241V161H239L240 159H238V158H236V159H238L237 160V164H234L233 162L234 161H232L233 159H231V162H230V160L228 161V163L230 164V166L232 167L231 169L232 170H237V172L239 173H243V171L244 172H246V173H248L249 174V171H247L248 170V168L249 167H251L252 165H255L252 161H251V157H249ZM249 157V158H248ZM247 160H246V159ZM0 159V160H1ZM5 159V158H4ZM71 159V158H70ZM236 159H235V161H236ZM250 161V162H249ZM256 161H259V160H257L256 159ZM242 162V163H241ZM236 163V162H235ZM240 163L244 166H241L240 165ZM250 163V164H249ZM252 163V164H251ZM260 163V162H259ZM258 163V164H259ZM238 164H239V166H240V168H239V166H238ZM261 164V165H260ZM259 165L260 166H262V168L261 167H259V165H257V162H256V165L255 166H252L251 168H253V169H250L249 168V170H251V171H254V172H252L251 173V171H250V174H252L253 175V173L255 174V176L258 174H260V176H256V177H263L264 175H261V173L262 174H264V171H262V169L264 168V163H260ZM19 167H18V166ZM22 165V164H21ZM250 165V166H249ZM258 166V168H256ZM7 167V168H6ZM239 169H238V168ZM241 167L244 169V170H241ZM248 167V168H247ZM29 168V169H28ZM235 168V169H234ZM258 169H260V170H258ZM239 170H241V171H239ZM246 170V171H245ZM256 170H258V171H256ZM264 170V169H263ZM260 171V172H259ZM257 173V174H256ZM28 174V175H27ZM2 176V177H1ZM25 178V179H24ZM5 179V178H4ZM262 179V180H261ZM262 185H261V184ZM260 185H261V189L260 190H258L257 188H259V186L258 187H243V189L246 191V192H248V194L247 195H249L250 193H252V192H255L254 193V196H257V194H259V192H261V191H263L262 190V188H264V177L263 178H260ZM18 188H16V190H15V192H14V195H13V197H11L9 200H5V201H0V212L2 211V209H7V210H9L10 212L9 213H12L13 212V214L16 216L18 213H20L21 214V211H20V208H22L23 206H25V205H27L26 203L27 202H25V200H24V198H23V196L25 195V197H27L30 193H28L27 191H26V193L25 192H20L19 190H18ZM257 189V190H256ZM252 190V191H251ZM235 192V191H234ZM234 194V193H233ZM32 195V194H31ZM236 195V194H235ZM33 196V195H32ZM233 196V195H232ZM252 196V195H251ZM244 197V196H243ZM229 198H231V197H229ZM231 199H234V196H233V198H231ZM247 200L249 199V198H246ZM245 199V200H246ZM12 200H14V201H12ZM27 201V200H26ZM250 201V200H249ZM3 202V203H2ZM206 203H209V204H207V206L208 207H210V210L211 209H213V204L215 205V203H213V202H206ZM213 203V204H212ZM5 205V206H4ZM210 205V206H209ZM11 207V208H10ZM206 208L208 211H209V208ZM42 208H43V206H42ZM17 209H18V211H17ZM237 212L234 214V217L235 218H237L238 220H239V222L240 223H242V221L243 222H246L247 223V225H248V230L250 231V232H255L256 230L254 229V227H259L258 229H257V231L258 230H261V229H263V228H261V224L263 225V221L261 220V216H262V214H259V213H243V212H247L246 210L247 209H245V210H243V212H242V210L241 209H243V208H239V210H238V208H234ZM14 210V211H13ZM43 210H44V208H43ZM206 210V211H207ZM235 210H231L230 209V211H235ZM226 210H224L223 212H225ZM228 211V210H227ZM222 211H220V213L217 215V217L215 218V220H214V222H213V224H212V226H210L209 227V229L207 230V235H206V237L203 239V240H205V239H207V237L209 236L210 238H211V241L213 242H215V240L217 241V239H216V236H218V234L215 232V231H217L218 230V228L220 227L219 226V223L221 222V220L222 219H224L225 217H227V216H232L233 214H231V213H223ZM20 214H18L16 217L13 215V217H15L16 219L18 218V216L20 215ZM205 214V213H204ZM200 215L202 216L203 215V213H200ZM220 217V218H219ZM259 217V218H258ZM5 217H1L0 218V220H3ZM14 218V219H15ZM240 218V219H239ZM12 220H13V218H11ZM198 220H199V217H198V219L196 220V224H197V222H198ZM259 220H261V222L259 221ZM237 220H235V221H233V225H239V222L237 221ZM2 222H4V221H1L0 222V225H1V223ZM14 222H15V220H14ZM217 222V223H216ZM236 222V223H235ZM216 223V226L214 227L213 225ZM235 223V224H234ZM261 223V224H260ZM196 224L194 225L195 227H196ZM232 224V223H231ZM193 226V227H194ZM214 227V229L212 230V232H210V230L212 229ZM171 231L170 232H168V231H162L161 233H159V235L161 236V237H159L158 238V240H156V243L157 244H159L160 242L161 243H163V244H168L167 242H172L173 240V238H174V236L176 237V238H181L180 239V241H181V244L183 243V242H188V245L187 246H185L186 245V243H183V245L184 246H182L181 248H172V249H169V250H166L165 248H161V249H163V250H165V251H173V250H184V249H188L189 247L190 248H192V247H194V246H192V243L191 242H193V241H195V242H198V244H200V242H202L203 240H201V239H198V238H193L192 237V239H190V236H192V235H190L189 236V233L188 232H190V231H192V228H187V229H174V228H171L170 229ZM24 231V232H23ZM21 230V232L23 233V234H20L18 237H16V239L18 240H16L15 238H13V240H11V242L9 241L8 243H7V245H6V243L4 244L3 242H5V240H1L2 242L0 243V245L2 246V243L4 244V247L2 246V247H0V258H6L7 256H9V254L10 253H12L13 255H14V258L19 262V258H20V260H21V258L22 257H24L25 258V256H23L24 254H23V249H24V246H25V244H27V242L30 240V239H33V238H35L36 237V235H29L28 236V234H31V233H28V231L26 232L25 230ZM32 232V231H31ZM27 234V236L26 235H24V234ZM158 235V236H159ZM142 236V238L143 237H145L146 235H140L139 234V236L137 237V239L135 240V239H127L126 241H128L127 243H125L124 242V244H126V246H127V248L128 247H132L135 243H137V242H139L140 240H139V237H141ZM224 236V235H223ZM59 237V236H58ZM19 238L21 239V240H19ZM163 241H162V240ZM107 240H110V241H113V240H111V239H107ZM19 241H20V243H19ZM35 241H37V239L35 238ZM14 242H17V243H19V245L17 244V243H14ZM22 242H23V244H22ZM145 242H147L145 239H144V242L143 243H145ZM213 242V243H214ZM124 244H122V245H124ZM175 244V243H174ZM13 245H14V247H15V249H12V247H13ZM17 245H18V247H17ZM24 245V246H23ZM122 245H120L121 247H123ZM168 245H170V244H168ZM21 246H23V247H21ZM249 246V249L247 250L246 248V246H239L240 247V249L237 247V248H235L236 250H238V251H235V252H233V249H230V250H226V251H221V249L219 248V252H218V254L221 256V257H223V258H226V260H227V263H223V264H235V263H241V262H243V261H245L247 258H248V256H253V254L254 253H257V252H259V251H262V250H264V241H262V242H260V243H258V244H254V246L252 245V244H249L248 245ZM26 247V246H25ZM37 246H35V248H36ZM241 247H242V249H241ZM16 248H17V250H18V252L20 253V255L18 254V252H17V250H16ZM20 248H22V249H20ZM21 251H22V253H21ZM245 252V253H244ZM248 254H247V253ZM18 255H17V254ZM25 253V252H24ZM39 252H38V249L37 250H34V254H32L33 256L35 255V256H37V254H38ZM245 255V257L244 256H242L241 257V255ZM16 256V257H15ZM18 256V257H17ZM33 256H32V258H33ZM155 261V260H154ZM162 262V260H157V262L155 261V262H153L154 264H160ZM152 263V264H153ZM13 264V263H12Z\"/></svg>",
  "mask_w": 264,
  "mask_h": 264
}]
</instances>
